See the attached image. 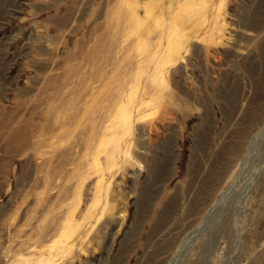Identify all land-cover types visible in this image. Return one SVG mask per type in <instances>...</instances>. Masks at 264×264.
Segmentation results:
<instances>
[{
  "label": "rangeland",
  "instance_id": "1",
  "mask_svg": "<svg viewBox=\"0 0 264 264\" xmlns=\"http://www.w3.org/2000/svg\"><path fill=\"white\" fill-rule=\"evenodd\" d=\"M0 264H264V0H0Z\"/></svg>",
  "mask_w": 264,
  "mask_h": 264
}]
</instances>
